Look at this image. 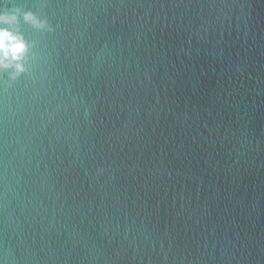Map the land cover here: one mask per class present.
<instances>
[{
    "label": "water",
    "instance_id": "95a60500",
    "mask_svg": "<svg viewBox=\"0 0 264 264\" xmlns=\"http://www.w3.org/2000/svg\"><path fill=\"white\" fill-rule=\"evenodd\" d=\"M2 13L0 264H264V0Z\"/></svg>",
    "mask_w": 264,
    "mask_h": 264
},
{
    "label": "clouds",
    "instance_id": "9594fccd",
    "mask_svg": "<svg viewBox=\"0 0 264 264\" xmlns=\"http://www.w3.org/2000/svg\"><path fill=\"white\" fill-rule=\"evenodd\" d=\"M15 12L20 13V9ZM2 13L0 14V70L12 69V77L15 78L26 71L25 60L30 51V45L20 33L18 15ZM26 22H31L36 27H44L46 22H41L31 12L24 13ZM8 25V27H4Z\"/></svg>",
    "mask_w": 264,
    "mask_h": 264
}]
</instances>
